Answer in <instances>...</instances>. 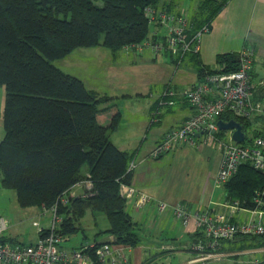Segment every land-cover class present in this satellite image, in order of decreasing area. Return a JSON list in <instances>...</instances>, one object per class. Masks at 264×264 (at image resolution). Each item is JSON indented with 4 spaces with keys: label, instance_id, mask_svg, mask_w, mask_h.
Listing matches in <instances>:
<instances>
[{
    "label": "trees",
    "instance_id": "1",
    "mask_svg": "<svg viewBox=\"0 0 264 264\" xmlns=\"http://www.w3.org/2000/svg\"><path fill=\"white\" fill-rule=\"evenodd\" d=\"M159 1L0 0V86L5 87L1 185L15 190L22 207L51 209L56 204L55 232L63 238L79 230V219L90 209L106 216V232L114 244L135 247L141 240L120 194V185L132 179L133 172H127L132 155L110 139L121 112L109 96L87 88L52 61L79 47L104 46L116 52L142 43L150 33L145 9L157 8ZM227 1L213 7L203 2L201 7L210 11L191 21L193 28L210 24ZM238 61V52L218 54L215 67H199L198 79L205 73L235 71ZM256 117L252 134L246 130L253 121L237 118L247 140L264 136V116ZM231 118L230 114L219 117ZM84 180L91 182L90 188L61 201ZM224 187L226 200L264 210V176L249 162L241 163ZM235 241L241 244L239 251L264 248V234H237L223 240L220 249ZM259 253L261 259L242 262L264 264V252Z\"/></svg>",
    "mask_w": 264,
    "mask_h": 264
},
{
    "label": "crops",
    "instance_id": "2",
    "mask_svg": "<svg viewBox=\"0 0 264 264\" xmlns=\"http://www.w3.org/2000/svg\"><path fill=\"white\" fill-rule=\"evenodd\" d=\"M132 48L123 47L113 52L104 46L79 47L54 65L81 79L87 88L109 96L110 102L116 104L121 112L119 126L111 131L110 139L120 150L130 153L131 161L136 163L131 184L152 197L142 207H137L136 195L126 199V210L132 220L145 225H142L139 233L140 243L135 247L124 246L130 264L150 263L152 259L147 258L146 249L150 250L151 246L160 247L162 252L174 251V260L178 264H185L191 256L183 255L182 252L190 253L193 235L198 231L193 222L183 227L174 216L172 207L180 202L193 212L228 211L224 205L227 199L225 183L216 182L222 151L220 146L199 136L197 144L193 145L195 148L181 144L159 158H151L150 151L164 134L178 127L193 113L188 102L180 96L166 97L165 101L172 103L162 105L159 104L160 97L169 85L180 91L187 84L198 80L199 67H215L218 54L239 53L241 49L249 48L253 53L250 73L252 97L264 106V87L257 90L264 82V0H228L211 21L197 54L178 59L175 55L165 53L168 56L164 59L151 48L149 52L143 49L131 51ZM155 84L161 85L156 95L152 92ZM4 98L5 90L0 87V141L4 136ZM135 100L140 101V104L135 105ZM130 104L133 105L132 109ZM123 107L130 108L133 115L130 121H126ZM89 187L88 180L81 181L68 190L65 198L82 195ZM158 201L165 202L167 207L158 211ZM32 208L27 209L26 215L44 220L45 224L41 226L47 229L53 220L52 212L41 207L36 210ZM87 213L97 224L95 213L88 209L79 219V230L66 235L64 238L69 244L61 248L71 250L86 242L113 243V236L106 232L109 225L83 223ZM239 215L240 212L233 220H241ZM36 222L38 220L33 221L34 224ZM1 238L12 242L17 240L13 225H7ZM249 252H264V248L257 252L251 249Z\"/></svg>",
    "mask_w": 264,
    "mask_h": 264
},
{
    "label": "built area",
    "instance_id": "3",
    "mask_svg": "<svg viewBox=\"0 0 264 264\" xmlns=\"http://www.w3.org/2000/svg\"><path fill=\"white\" fill-rule=\"evenodd\" d=\"M149 24L163 27L162 34L156 29L150 32L146 40L131 47L142 49L146 46L155 53H170L178 59L200 51L203 35L210 29V24H202L194 29L193 24L182 13H173L166 8L145 9ZM253 66V53L249 48L239 51L238 68L232 72L205 73L201 79L187 84L180 91L170 85L163 91L159 104L166 102V97L180 96L193 109V113L178 127L166 132L154 148L150 151L151 158H159L174 147L181 144L196 145L201 135L207 139L215 137L220 131L217 121L223 114H230L231 119L252 120L258 115L264 116V106L252 97L253 86L250 73ZM231 119H225L229 121ZM223 120V119H222ZM238 121V120H237ZM222 131V130H221ZM222 151V158L216 174V182L226 183L243 162L251 166L264 176V136L250 137L240 143L232 136L229 141L218 140ZM135 161H130L127 172H133ZM89 181V180H88ZM90 187H91V182ZM89 187V188H90ZM120 194L125 198L136 195L137 207L144 206L152 197L139 191L131 182L120 185ZM258 194V193H257ZM66 202V198L61 199ZM259 205V195L255 197ZM226 213L190 211L185 204L176 203L172 207L174 216L181 221L183 227L193 222L199 234L190 244L191 257L185 264L202 263L210 259H220L226 255L248 253L249 250L239 252H224L221 248L223 240H231L237 234H264V210L243 208L238 200H225ZM167 207L163 201L156 203L158 211ZM53 214L50 226L45 229L38 226L40 236L34 243L24 244L0 239V264H129L123 245L110 243L86 242L79 247L66 250L59 246L63 239L55 232L56 204L49 209ZM240 211L250 213L246 219L233 220ZM7 227L5 219H0V235ZM99 244V245H96ZM260 248L255 249L256 252ZM248 251V252H247Z\"/></svg>",
    "mask_w": 264,
    "mask_h": 264
},
{
    "label": "rangeland",
    "instance_id": "4",
    "mask_svg": "<svg viewBox=\"0 0 264 264\" xmlns=\"http://www.w3.org/2000/svg\"><path fill=\"white\" fill-rule=\"evenodd\" d=\"M206 0H160L158 5L160 7H166L169 8V10L173 13H182L183 15H185V17L190 20V21H194L196 19H201L202 17L204 18L206 15H208L210 9L209 8H202L201 5H203V2H205ZM208 2H211V7H213L216 3L220 2V0H207ZM195 18V19H194ZM158 30L160 34H162L164 32V28L159 26L156 27L155 25L151 24L150 25V32L154 31V30ZM150 35V33H149ZM102 36H101V40H102ZM138 48H132L131 51H138ZM144 52H149V47H142ZM143 52V53H144ZM162 57H167L168 55L165 53L161 54ZM59 59L53 60L52 63L54 64H58ZM133 77V76H132ZM138 77V75L136 76ZM264 81V80H263ZM5 90L4 86H0ZM264 87V82L262 85H260L258 88H262ZM161 90V85L155 84L152 87V92L156 95L159 91ZM256 93H259V91H257ZM150 99V98H148ZM135 105H139L140 101L135 100L134 101ZM261 103V102H260ZM262 104V103H261ZM134 105V106H135ZM130 108H133V105L130 104ZM129 107H123V111L125 114V118L126 121H130L131 118H133ZM165 109V108H163ZM162 109V110H163ZM258 117H254L251 121H253L252 125L250 126V128L247 131V134H252L253 129L255 128V124L254 122H256L255 120H257ZM264 124V121H263ZM231 138V131L230 130H220L217 131L215 133V137L210 138L209 142H211V144H216L219 146V142L218 140L220 139L221 141H229ZM200 139H204V136L201 135ZM198 142V141H197ZM189 146V145H187ZM195 148V146H193ZM15 190L11 189V188H5L1 185V174H0V219H5L7 222V225H13V230L16 232V239L15 242H20V243H24V244H30L33 241H36L38 239L39 236V231H38V226H36L37 224H34L33 221L34 220H38L39 226L44 225L45 221L38 219V218H30V216H27L25 213L26 211H28L27 209L32 208L31 207H22L18 204L17 200H16V195H15ZM26 209V210H24ZM32 209H38V207H33ZM24 211V212H23ZM89 212V211H88ZM90 213V212H89ZM87 213L85 220H83V223L86 225H109L108 220L106 218V216L101 213V212H96L95 213V218L97 220V224H95V219L92 218L91 216H89L90 214ZM156 214V212H155ZM250 215V213H247L246 211H240V215L239 218L241 219H246V217H248ZM142 225L144 224H140L139 221L135 222V227L134 230L137 233H140V230L142 228ZM145 226V225H144ZM6 234H8L9 232H6ZM143 233H141L142 235ZM170 242V240L168 241ZM69 244V241L65 238H63L61 240V242L59 243V246H67ZM240 242L239 241H235V242H225L224 243V252H239L240 250ZM242 251V250H241ZM146 253H147V258H150L152 260H150V263L145 262L146 264H178L176 260H174V255H176V253L174 251H165L162 252L160 250V247L155 248L154 246H151L150 250L146 249ZM183 255L186 256H191L190 253H187V251L182 252ZM262 258L263 253H252V252H248V253H238L237 255H226L220 259H210L207 260L205 262L199 263V264H247L242 262L243 260H248L249 258ZM198 264V263H196Z\"/></svg>",
    "mask_w": 264,
    "mask_h": 264
},
{
    "label": "water",
    "instance_id": "5",
    "mask_svg": "<svg viewBox=\"0 0 264 264\" xmlns=\"http://www.w3.org/2000/svg\"><path fill=\"white\" fill-rule=\"evenodd\" d=\"M217 125L220 130H230L232 139L240 143L245 138V133L242 129V125L235 119H231L229 121H224L222 119H219L217 121Z\"/></svg>",
    "mask_w": 264,
    "mask_h": 264
}]
</instances>
